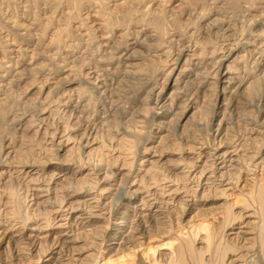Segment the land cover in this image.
<instances>
[{
    "label": "bare ground",
    "instance_id": "bare-ground-1",
    "mask_svg": "<svg viewBox=\"0 0 264 264\" xmlns=\"http://www.w3.org/2000/svg\"><path fill=\"white\" fill-rule=\"evenodd\" d=\"M0 264H264V0H0Z\"/></svg>",
    "mask_w": 264,
    "mask_h": 264
},
{
    "label": "rangeland",
    "instance_id": "rangeland-1",
    "mask_svg": "<svg viewBox=\"0 0 264 264\" xmlns=\"http://www.w3.org/2000/svg\"><path fill=\"white\" fill-rule=\"evenodd\" d=\"M21 85H23V83H22ZM17 188H18V187H17ZM18 189H20V188H18ZM21 191H22V190H21ZM21 191H19L20 193L18 192V195H19V196L22 195V192H21ZM20 198H21L20 200H22V201L24 200V199H23V195L20 196Z\"/></svg>",
    "mask_w": 264,
    "mask_h": 264
}]
</instances>
